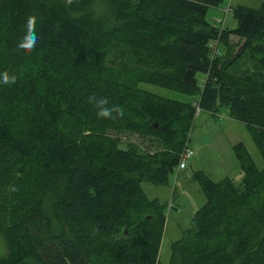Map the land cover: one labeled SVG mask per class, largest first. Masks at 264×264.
<instances>
[{"label": "trees", "instance_id": "1", "mask_svg": "<svg viewBox=\"0 0 264 264\" xmlns=\"http://www.w3.org/2000/svg\"><path fill=\"white\" fill-rule=\"evenodd\" d=\"M224 1L0 0V72L17 75L0 85V264H160L164 204L141 184L166 182L200 111L223 108L264 162V0L233 6V27L207 21ZM28 15L40 39L25 54ZM93 94L124 116L97 118ZM232 151L238 184L192 172L205 200L169 264H264V166Z\"/></svg>", "mask_w": 264, "mask_h": 264}, {"label": "rangeland", "instance_id": "2", "mask_svg": "<svg viewBox=\"0 0 264 264\" xmlns=\"http://www.w3.org/2000/svg\"><path fill=\"white\" fill-rule=\"evenodd\" d=\"M227 3L230 9L224 16L222 9L226 7ZM237 4L256 7L257 1L225 0L222 4L207 9L206 20L213 23L215 19H223L227 26L233 27L235 23L231 9ZM239 40L230 36L234 47ZM138 86L167 98L176 100L187 98L181 93L147 83H139ZM187 135L188 146L192 149L193 154L185 160V167L180 170H176L174 167L166 182L161 185L146 182L141 184L143 192L148 198H156L164 204V225L157 255L160 264H169L171 243L180 238L182 232L188 227L191 216L205 200L198 184L192 178L193 171H202L212 181L228 177L234 184H238L242 178V172L232 151V145L236 143H241L244 146L256 168L261 169L264 166L261 155L244 126L229 119L223 112V108L218 111L217 115H211L204 111L195 114ZM117 137L120 139V147H124V143L131 141L142 149L153 148V145H149L145 139L136 135L119 134ZM5 252L0 235V255Z\"/></svg>", "mask_w": 264, "mask_h": 264}, {"label": "clouds", "instance_id": "3", "mask_svg": "<svg viewBox=\"0 0 264 264\" xmlns=\"http://www.w3.org/2000/svg\"><path fill=\"white\" fill-rule=\"evenodd\" d=\"M74 0H65L66 6L72 5ZM40 37L37 33V17L28 15L23 25V35L17 43V50L25 54H30L37 47ZM17 82V75L7 71L0 72V85L10 86ZM87 103L96 109V116L100 119L117 120L124 116V109L120 105L109 106V100L106 97H97L90 95L87 97Z\"/></svg>", "mask_w": 264, "mask_h": 264}, {"label": "built area", "instance_id": "4", "mask_svg": "<svg viewBox=\"0 0 264 264\" xmlns=\"http://www.w3.org/2000/svg\"><path fill=\"white\" fill-rule=\"evenodd\" d=\"M223 11V14L226 15L227 12L229 11V5L227 4L226 7H224L222 9ZM216 24H221L223 19H215L213 20ZM192 149L186 144L182 151H181V154L179 156V160H178V163L176 165V170H180V169H183L184 166H185V160L190 158L192 156Z\"/></svg>", "mask_w": 264, "mask_h": 264}, {"label": "crops", "instance_id": "5", "mask_svg": "<svg viewBox=\"0 0 264 264\" xmlns=\"http://www.w3.org/2000/svg\"><path fill=\"white\" fill-rule=\"evenodd\" d=\"M224 24H225V23H224ZM224 24H223V25H224ZM184 167H185V166H184Z\"/></svg>", "mask_w": 264, "mask_h": 264}]
</instances>
